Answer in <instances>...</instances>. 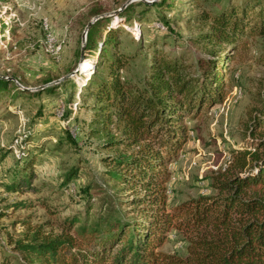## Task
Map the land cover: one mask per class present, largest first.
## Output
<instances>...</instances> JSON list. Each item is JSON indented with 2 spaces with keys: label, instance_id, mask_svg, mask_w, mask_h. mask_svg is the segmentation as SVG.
Wrapping results in <instances>:
<instances>
[{
  "label": "trees",
  "instance_id": "trees-1",
  "mask_svg": "<svg viewBox=\"0 0 264 264\" xmlns=\"http://www.w3.org/2000/svg\"><path fill=\"white\" fill-rule=\"evenodd\" d=\"M141 4L142 12L135 13L129 4L115 18L105 17L91 25L86 46L88 51L100 46L98 60L87 74L90 61L79 72L87 80L80 84L82 101L76 104L89 108L92 124L118 128L117 138L109 136L103 142L101 161L104 175L119 186V192L129 195L125 201L116 198L93 216L88 208L82 218L66 217L49 225V231L46 223H23L21 237L9 239L18 257L5 255L0 264H264L263 103L249 114L244 143L230 150L226 168L211 177L213 193L171 209L165 197L166 165L188 141L184 120L222 101L226 62L233 56L228 54L221 61L219 53L225 45L235 49L246 38L264 36V0H225L215 12L193 14L189 22L206 29L180 51H164L166 35L161 48L156 42L145 45L150 57L144 61L141 77L133 81L122 77L121 71L137 54L119 49L123 32L119 24L146 16L150 5ZM164 4L153 6L163 8ZM115 19L117 25L111 23ZM164 25L166 32L173 33L169 21ZM152 29L164 34L162 28ZM193 45L199 53L190 50ZM8 84L13 83L0 79V98L15 96L16 87L8 89ZM68 84L73 90L68 95L71 103L76 85L67 80ZM54 91L53 86L42 89ZM86 99L93 104H85ZM25 178L7 190L20 192L25 184L29 187L31 178ZM169 229L188 237L186 256L159 250Z\"/></svg>",
  "mask_w": 264,
  "mask_h": 264
},
{
  "label": "rangeland",
  "instance_id": "rangeland-1",
  "mask_svg": "<svg viewBox=\"0 0 264 264\" xmlns=\"http://www.w3.org/2000/svg\"><path fill=\"white\" fill-rule=\"evenodd\" d=\"M161 1L163 8L153 6ZM141 3L150 5L146 16L119 24L123 29L119 49L137 54L121 71L122 77L133 81L141 77L144 61L150 57L145 45L156 42L161 48L166 35L164 51H180L206 29L190 23L191 16L215 12L225 0H0V79L13 83L8 89H17L14 97L0 98V258L18 257L9 239L21 237L23 223H46L49 231V225L66 217L82 218L88 208L93 216L116 198L125 201L129 195L119 192V186L104 175L101 161L103 142L109 136L117 138L118 128L92 124L89 108L76 104L82 101L80 84L87 80L79 72L90 61L89 72L100 48L87 50L88 23L115 18L129 4L135 13L142 12ZM98 16L102 17L95 20ZM166 21L173 33L166 32ZM111 23L118 24L116 19ZM152 27L162 28L164 34ZM198 49L190 46L199 53ZM222 50L221 61L228 54L233 56L226 62L222 101L184 120L188 141L166 165L168 209L214 192L211 177L226 168L230 150L244 143L249 114L264 104V36L246 38L235 49L225 45ZM67 80L76 85L71 103L68 95L73 90ZM51 86L54 92H42ZM37 91H41L38 96L29 95ZM27 176L29 187L25 184L20 192L7 190L11 183L25 182ZM165 235L159 250L186 256L188 237L176 229Z\"/></svg>",
  "mask_w": 264,
  "mask_h": 264
},
{
  "label": "water",
  "instance_id": "water-1",
  "mask_svg": "<svg viewBox=\"0 0 264 264\" xmlns=\"http://www.w3.org/2000/svg\"><path fill=\"white\" fill-rule=\"evenodd\" d=\"M101 17H102V16L95 17V20H96V18H101ZM92 22H93V21H90V22L88 23V26H91ZM81 60H82V55H81ZM80 65H81V64H79V67H77L75 70H78V69L80 68Z\"/></svg>",
  "mask_w": 264,
  "mask_h": 264
}]
</instances>
